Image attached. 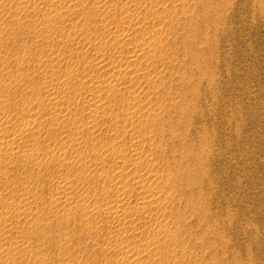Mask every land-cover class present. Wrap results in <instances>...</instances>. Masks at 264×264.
I'll list each match as a JSON object with an SVG mask.
<instances>
[{"label":"rangeland","instance_id":"374dc122","mask_svg":"<svg viewBox=\"0 0 264 264\" xmlns=\"http://www.w3.org/2000/svg\"><path fill=\"white\" fill-rule=\"evenodd\" d=\"M127 1L0 0V264H264V0Z\"/></svg>","mask_w":264,"mask_h":264},{"label":"bare ground","instance_id":"6f19581e","mask_svg":"<svg viewBox=\"0 0 264 264\" xmlns=\"http://www.w3.org/2000/svg\"><path fill=\"white\" fill-rule=\"evenodd\" d=\"M127 2H129V0H128ZM124 5H125V4H124ZM126 6H127V5H126ZM126 6H125V7H126ZM132 6H133V5H132ZM120 7H121V6H120ZM122 7H123V6H122ZM128 7H130V9L134 10L133 8H131V5L128 6ZM128 7H126V10H127V11L124 10V8H123V11H125V13H126V12H127V13L130 12V11H128ZM135 9H137V8H135ZM132 10H131V11H132ZM121 12H122V11H121ZM120 15H121V14H120ZM124 16H125V15H124ZM126 16H129V15L126 14ZM132 16H134V15H132ZM132 16H131V17H132ZM121 17H122V16H121ZM126 18H127V17H126ZM134 18H135V17H134ZM128 19H129V18H128ZM130 19H131V18H130ZM132 20H133V19H132ZM122 21H123V20H122ZM128 21H129V20H128ZM120 22H121V21H120ZM124 22H125V21H124ZM124 22H123V23H124ZM133 23H134V24H132V26L134 25V27H136L137 25L135 26V24H136L137 22H136V23L133 22ZM120 24H121V23H120ZM129 24H130V22H129ZM121 25H122V24H121ZM117 26L119 27V24H118ZM130 26H131V25H130ZM123 27H124V26H123ZM123 27H122V28H123ZM134 27H133V28H134ZM137 27H138V26H137ZM120 28H121V27H120ZM120 28H118V31H117V32H119V29H120ZM125 28H126V27H125ZM125 28H124V32H125ZM115 29H116V28H115ZM126 29H127V28H126ZM135 30H136V29H135ZM120 31H121V30H120ZM126 31H127V30H126ZM112 32H113V31H112ZM127 33H128V32H127ZM114 34H116V33H114ZM120 34H122V33H120ZM122 35H123V34H122ZM131 35H132V34H131ZM113 37H114V36H113ZM116 37H117V36H116ZM116 37H115V39H116V43L119 44V39H118V37H117V38H116ZM120 37H123V38H124V36H120ZM120 37H119V38H120ZM126 37H127V36H126ZM126 37H125V38H126ZM112 39H113V38H112ZM112 39H111V42H112ZM135 39H136V38H135ZM104 40H105V39H104ZM106 40H107V39H106ZM113 40H114V39H113ZM121 40H123V39L121 38ZM126 40H127V38H126ZM126 40H125V42H127ZM133 40H134V39H133ZM137 40H138V38H137L135 41H137ZM139 40H141V39L139 38ZM139 40H138L139 43H140L142 40L144 41V39H142L141 41H139ZM117 41H118V42H117ZM147 41H148V40H147ZM147 41H145V44H144V42H143L144 45H143L142 43H140L141 46H144V48H145V47L147 48V46H146V45H147V43H146ZM113 42H114V41H113ZM121 42H122V41H120V43H121ZM131 42H132V41H131ZM148 42H149V41H148ZM94 43H95V42H94ZM108 43H109V42H108ZM123 43H124V40H123ZM128 43H129V42H128ZM100 44H101V43H100ZM111 44H112V43H111ZM133 44H134V43H133ZM136 44H137V42H136ZM136 44H135V45H136ZM150 44H151V43L148 44L149 47H150V49H149V47H148L149 50H151V48L153 47L152 45H151V46H152V47H151ZM95 45H96V44H95ZM105 45H106V44H105ZM121 45H122V44H121ZM121 45H120V46H121ZM135 45H134V46H135ZM138 45H139V44H138ZM154 45H155V44H154ZM96 46H97V45H96ZM99 46H100V45H99ZM114 46H116V45L114 44ZM108 47H109V46H108ZM112 47H113V46H112ZM118 47H119V45H118ZM138 47H139V46H137V48H138ZM94 48H95V47H94ZM96 48H97V47H96ZM109 48H110V47H109ZM109 48H107V49H109ZM114 48H115V47H114ZM132 48H133V47H132ZM101 49H102V48H101ZM135 49H136V48H135ZM142 49H143V48H141L140 51H142ZM154 49H155V48H154ZM154 49H153V50H154ZM144 50H145V49H144ZM102 51H103V50H102ZM111 51H112V49H111ZM131 51H133V50H131ZM147 51H148V50H147ZM147 51H145V52H146V55H144L145 53H144V54H143V53H140L139 55H140V56H144V57L146 56V57H147L148 54H149V52L147 53ZM155 51H156V50H155ZM113 52H114V51H112V53H113ZM123 52H124V51H123ZM134 52H137V51H134ZM119 54H120V53H119ZM131 54H132V53H131ZM131 54H130V55H131ZM135 54H136V53H134V55H135ZM141 54H142V55H141ZM97 55H98V54H97ZM103 55H104V54H103ZM110 55H111V54H110ZM115 55H116V54H115ZM120 55H121V54H120ZM127 55H128V54H127ZM127 55H126V56H127ZM134 55H133V56L131 55V58L134 57ZM136 55H137V54H136ZM139 55H138V57H137L136 60L132 58L133 60L131 59L132 61H131V60H130V61L133 62V64H134V61H135V63L137 64V61L139 62V60H141V59L143 58V57H140ZM154 55H155V52H154ZM154 55H153V56H154ZM156 55H159V53H158V54L156 53ZM113 56H114V55H113ZM116 56H119V55H116ZM121 57H122V56H121ZM139 57H140L141 59H140ZM107 58H108V57H107ZM109 58H110V57H109ZM111 58H112V57H111ZM116 58H117V57H116ZM116 58H115L114 60H116ZM127 58H129V57L127 56L125 59L127 60ZM134 58H136V57H134ZM102 59H103V58H102ZM122 59H124V56H123ZM143 59H144V58H143ZM105 60H106V59H105V57H104L103 60L100 59L98 62H95V61L92 62V61H91V63H92L93 66H92L91 64H90V65H91L93 68L95 67V69L97 68V71H98V69H101V68L103 69V68L107 67V65H106V61H107V60H106V61H105ZM118 60H119V62H120L121 59L119 58ZM118 60H117V61H118ZM126 60H125V62H126ZM128 60H129V59H128ZM130 61H129V65H130ZM86 62H87V61H86ZM109 62H110V60H109ZM114 62H115V61H114ZM121 62H122V61H121ZM121 62H120V63H121ZM123 62H124V60H123ZM127 62H128V61H127ZM142 62H143V60H142ZM58 63H59V62H58ZM93 63H94V64H93ZM112 63H113V60H112ZM108 64H109V63H108ZM113 64H116V63H113ZM113 64H112V66H113ZM127 64H128V63H127ZM127 64H126V65H127ZM131 64H132V63H131ZM136 64H134L133 66H136ZM110 65H111V64H110ZM129 65H128V67L124 65V66H123L124 68H119L120 65H119V66L110 67V68L107 67V68L114 70L113 73L116 74V75H117V74H120V73H122V74L125 73V74L127 75V77H128V74L131 75L132 73H134V75H136V74H135V73H136V71H135V67H134V69H133V68H129ZM137 65H138V64H137ZM78 66H79V65H78ZM91 66H90V67H91ZM121 67H122V66H121ZM130 67H132V65H130ZM136 67H137V66H136ZM139 67H140V66H139ZM144 67H145V66H144ZM148 67H149V66H147V68H148ZM138 69H139V68H138ZM138 69H136V70H138ZM145 69H146V68H145ZM145 69H144V72L142 71L143 73H145ZM75 70H76V69H75ZM92 70H93V69H92ZM140 70H141V68H140ZM146 70H147V69H146ZM77 71H78V70H77ZM95 72H96V71H95ZM109 72H110V70H109ZM148 72H149V71H148ZM85 73H86V72H85ZM96 73H97V72H96ZM138 73H139V71H138ZM143 73H141V74H143ZM94 74H95V73H94ZM87 75H89V74H87ZM95 75H96V74H95ZM95 75H94V78H93V79H94V81L96 82V85H93V86H98V87H97L98 89H100V86H103L102 83H103L104 81H109V82H106V83L108 84V87L111 88V89H112V87H113L114 85H115V88H116V85H119L118 83L121 81V80L119 79V76H118V77H115V76L113 75L115 78H113V79H111V80L109 79V80H104V81H103V80H101V79L98 78L99 75H98L97 77H95ZM130 75H129V76H130ZM134 75H133V76H134ZM89 76H90V75H89ZM92 77H93V76H92ZM92 77H89V78L92 80ZM99 77H101V75H100ZM120 77H121V76H120ZM137 77H138V75H137ZM132 78H133V77H132ZM132 78H130V79H132ZM95 79H96V80H95ZM118 79L120 80L119 82H118ZM126 79H127V78H126ZM81 81H83V80H81ZM86 81H87V80L83 81V83L86 84V83H87ZM97 81H98V82H97ZM123 81H124V80H123ZM112 82H113V83H112ZM129 82H131V81H129ZM88 83H90V82H88ZM104 83H105V82H104ZM122 83H123V82H122ZM80 84H82V83L80 82ZM85 84H84V85H85ZM91 85H92V84H90V86H91ZM104 85H105V84H104ZM88 86H89V84H88ZM88 86H87V87H88ZM90 86H89V87H90ZM89 87H88V89H90V88H94V87H90V88H89ZM105 87H106V85H105ZM113 88H114V87H113ZM115 88H114V91H115ZM51 89H52V88H51ZM118 89H119V88H118ZM48 90H49V89H47V91H48ZM90 90H91V89H90ZM95 90H97L96 87H95ZM100 90H101V89H100ZM108 90H109V89H108ZM93 91H94V90H93ZM102 91H103V89H102ZM104 91H105V90H104ZM91 92H92V91H91ZM48 93H50V90H49ZM89 94H90V93H89ZM93 94H94V93H93ZM93 94L90 95V96H91V99L88 100V101L90 102V103H88V104H90L91 106L93 105V106H94L93 109L95 108V110H96V107L99 108L100 105H102V104L99 102L100 99L96 98V97H99L100 94L97 93V94H98V96H97L96 93H95L96 97H95V96L93 97ZM50 95H51V93H50ZM48 96H49V94H48ZM51 96H52V95H51ZM51 96H50V97H51ZM54 96H55V95H53V96L51 97V101H52V98H53ZM90 96H89V98H90ZM50 97H49V98H50ZM55 97H56V98H59L60 96L57 97V95H56ZM56 98H55L54 102H55V103H56V102L58 103V99L56 100ZM100 98H101V97H100ZM59 100H60V99H59ZM61 100H62V99H61ZM61 100H60V101H61ZM90 100H91V101H90ZM59 103H60V102H59ZM53 104H54V103H53ZM127 104H128V103H127ZM53 106H54V105H53ZM55 106H58V104L55 105ZM129 107H130V105H129ZM131 107H132V105H131ZM131 107H130V109H131ZM98 108H97V109H98ZM127 111L129 112L128 108H127ZM133 112H134V111H133ZM136 112H137V111H136ZM140 112H141V111H140ZM57 113H58V112H57ZM131 114L133 115V113H131ZM126 115H129V114H126ZM134 115L136 116L135 113H134ZM137 115H138V112H137ZM26 122H27V121H25V123H23V124L21 123V124H22L21 126H23V125L26 126L24 129H25L26 132L29 134L28 131H30V129H31V132H32V130L34 129V127H33V129H32V128H28L29 126H27V125H29V124L31 125L32 121H31V123H28V122L26 123ZM139 122H140V121H139ZM93 124H94V123H93ZM139 124H140V123H139ZM141 124H142V122H141ZM32 125H34V121H33V124H32ZM19 127H20V126H19ZM93 127H94V126H93ZM21 128H22V127H21ZM24 129H23V132L25 131ZM18 130H19V129H18ZM125 130H126V129H125ZM138 130H139V129H138ZM19 131H20V130H19ZM33 131H34V130H33ZM7 132H8V130H7ZM26 132L23 133V134H26ZM31 132H30V133H31ZM138 132H139V131H138ZM9 133H11V132H9ZM19 133H20V132H19ZM21 133H22V132H21ZM28 134H27V135H28ZM20 135H21V134H20ZM30 135H32V134H30ZM131 135H132V134H131ZM138 135H140V134H138ZM6 136H7V134H6ZM6 136L4 137V135H3L2 138L0 137V150H4L5 153H6V152H9V149L7 148V146H8L9 144H12V145H13L14 143H16L17 140H19V135H18V137H11L12 135H10L9 138H7ZM13 136H15V134H13ZM135 136H136V135H135ZM22 137H23V136H22ZM24 137H25V136H24ZM138 137H139V136H138ZM133 138H134V137H133ZM133 138H132L131 140H133ZM24 139H25V138H24ZM139 139H140V138H139ZM139 139H136V141H137V140L139 141ZM141 139H142V138H141ZM145 139H146V138H145ZM21 140H22V138H21ZM134 140H135V138H134ZM134 140H133V141H134ZM142 140H143V139H142ZM19 141H20V140H19ZM22 141H23V140H22ZM126 141H127V140H126ZM128 141H129V140H128ZM133 141L131 142V143H132L131 145H133V147L135 146V147H134L135 149H133L134 151H131V152H132V154H130V157H131V158L129 157L131 160L129 159V161L132 162V160H133L134 163H136V169H137V168H139V167H137V166H139V164H140V166H142V163L145 162V161H143V156L145 157V155L147 156L148 154H145V155H142V156H141V155L139 154V152H141V151H140V150H141V149H140V148H141L140 144H139V146H140V148H139V147L136 146V145L138 144V141H137V142H133ZM144 141H145V140L141 141V144H142V142H144ZM129 142H130V141H129ZM116 143H117V142H116ZM125 143H126V142H125ZM139 143H140V142H139ZM120 144H122V143H119V145H120ZM126 144H127V143H126ZM114 145H115V144H114ZM124 145H125V144H124ZM127 146H129V145H127ZM143 147H144V145H143ZM143 147H142V152H141V154L144 152V149H145V148L143 149ZM145 147H146V146H145ZM11 148H12V146H11ZM11 148H10V149H11ZM122 149H123V148H122ZM122 149L118 150V151H121V153H118V154L114 155V156H115L114 158H115L116 162L120 163V164H119L120 167L123 166V163L126 162V159H128L127 156H129V155H128L129 152H128V153H125V151L127 152L129 148H127V149L124 148V149H123V150H125L124 152L122 151ZM131 150H132V148H131ZM145 150H146V151H145L146 153L149 151V149H145ZM147 150H148V151H147ZM150 151H151V150H150ZM131 152H130V153H131ZM145 152H144V153H145ZM11 153H12V152H11ZM26 154H29V153H26ZM33 154H34V153H33ZM140 157H141L142 160H140ZM138 158H139V159H138ZM151 160H152V159H151ZM151 160H148V161H150L149 164H144V165H143V166H145V167H146V165H149V169L146 167V168L148 169V173H151V171H153V168L150 167V163H152ZM111 161H112V160H111ZM113 161H114V160H113ZM141 162H142V163H141ZM146 162H147V161H146ZM154 163H155V162H154ZM154 163H152V164H154ZM125 164H126V163H125ZM126 165H127V164H126ZM126 165H125V166H126ZM130 165H131V164H130ZM127 166H128V165H127ZM132 166H133V164L131 165V167L129 166V168H132ZM151 166H152V165H151ZM155 166H156V165H155ZM120 167H119V168H120ZM123 167H124V166H123ZM143 168H144V167H143ZM146 168H145V169H146ZM134 169H135V166H134ZM147 169H146V172H147ZM155 169H156V167L154 168V172H156ZM101 170H102V174H103V173H104V172H103V169H101ZM123 170H124V168H123ZM123 170H122V169L118 170L117 173H116V175H117V176H118V175H119V176H123V173H124ZM104 171H105V170H104ZM136 171H137V170H136ZM154 172H152V174H153ZM108 173H109V172H108ZM156 173H157V172H156ZM126 174H127V173H126ZM152 174H151V175H152ZM106 175H107V174H106ZM114 175H115V173H114ZM124 175H125V174H124ZM108 176H110V175H108ZM117 176H115V177H117ZM119 176H118V177H119ZM126 176H127V175H126ZM138 176H139V175H138ZM149 177H150L151 179H150ZM166 178H168V176H167ZM116 179H117V182H120V180H118V178H116ZM119 179H121V177H120ZM124 179H125V178H124ZM151 180H152V177H151L150 175H146V176H142V175H140V178L137 180V183H138V184H141V187L144 188V190L142 189V192H143V193L141 192V196H139V198H140V199H139L140 206H139V203H138V207L140 208V210H142L143 207H144V208H145V207H149V204H150V203L155 202V200L157 201V200L159 199V197H161V195H160L158 198L156 197V194H157V192H159V191H157L156 194L153 193V190H152V192H151V191H150V192L147 191V189H146V185H147V187H150V188H151V187L153 188V186H154V182L151 181ZM166 180H167V179H166ZM191 180H192V179H191ZM68 181H69V180H68ZM150 181L153 183V186H150V185L147 184V183L150 182ZM126 182H128V181L126 180ZM126 182H125V185H126ZM159 182H160V181H159ZM189 182H191L190 179H189ZM64 183H65V182H64ZM115 183H116V182H115ZM155 183H158V181H156ZM65 184H67V181H66ZM69 184H71V183L69 182ZM127 184H128V183H127ZM67 185H68V184H67ZM151 185H152V184H151ZM157 185H158V184H156V186H157ZM71 186H72V185H71ZM104 187H105V186H104ZM111 187H112V186H111ZM154 187H155V186H154ZM105 188H106V187H105ZM116 188H117V187H116ZM150 188H148V190H149ZM152 188H151V189H152ZM108 189H109V188H108ZM108 189H107V190H108ZM118 189H119V191L121 190V188H118ZM151 189H150V190H151ZM157 189H160V188H159V185H158V188H157ZM110 190H111V189H110ZM130 191H131V190H129V192H130ZM127 192H128V191H127ZM122 193H123V191H122L121 193L118 192V193H117L118 195H116V194H115V195H116V196H119V195L121 196ZM65 195H67V194H65ZM130 195H131V193H130ZM68 196H70V195H68ZM65 197H66L65 199H69V200L71 199V198H68L67 196H65ZM125 197H126V196H125ZM128 197H129V196H128ZM156 198H157V199H156ZM122 199H123V197L121 196V197H119V200H118V202H116V203H115V202H114V203H107V202H105V203H107V204L104 203V204H105V207H104V208H106V209H104V210L106 211L107 216L109 215L108 213H110V215L113 216V218H114L115 216L118 217V216H119L118 213H119V211H120L121 209H123L124 211L127 212V209H126L127 207H125V204H124V206H123V205L121 204L122 202L120 203V201H122ZM153 199H155V200L153 201ZM160 200H161V199H160ZM123 207H124V208H123ZM141 207H142V208H141ZM151 208H152V205H151ZM19 209H20L21 211H23L21 208H19ZM19 209H18V211H19ZM125 209H126V210H125ZM133 210H134V209H133ZM138 210H139V209H138ZM140 210H139V211H140ZM148 210H149V208H148ZM150 210H151V209H150ZM150 210H149V211H150ZM21 211H19V212L21 213ZM105 211H104V213H105ZM124 211H123V212H124ZM129 211H130V210H129ZM145 211H147V210L145 209ZM23 212H24V211H23ZM24 213H25V212H24ZM24 213H22V214H24ZM27 213H28V212H27ZM99 213H100V212H99ZM121 213H122V211H121ZM121 213H120V214H121ZM29 214H30V213H29ZM124 214H125V212L123 213V215H124ZM126 214H127V213H126ZM126 214H125V215H126ZM27 215H28V214H27ZM27 215H26V216H27ZM110 215H109V216H110ZM125 215H124V216H125ZM9 218H10V217H9ZM113 218H111V219H113ZM119 218H120V217H119ZM114 219H115V222H118V220L116 221V217H115ZM121 219H123V217H122ZM7 220H8V217H7V216H6V217H5V216H4V217H2V216L0 217V243H1V242L4 243L5 235L7 236V234H5V233H7V232L5 231L6 226H5V228H4V224H6V223L8 222ZM119 220H120V219H119ZM123 220H124V219H123ZM11 221H12V218H11ZM120 221H121V220H120ZM120 221H119V222H120ZM156 221H157V218H156ZM160 223H161V222H160V220H159V224H160ZM118 224H119V223H118ZM161 224H162V223H161ZM111 225H112V227L114 228L113 225H115V224H111ZM116 225H117V223H116ZM163 225H164V223H163ZM9 231H10V230H9ZM17 236H19V235H17ZM20 238H21V237H20ZM20 238H17V239H20ZM5 239L7 240V238H5ZM6 240H5V241H6ZM20 240H22V242H20L19 244H21V243L24 244L23 239H20ZM20 240H19V241H20ZM116 240H117V239H116ZM1 244H2V243H1ZM19 244H17V242H16V245H19ZM121 246H122V245H121ZM121 246H120V247H121ZM154 246H155V245H154ZM25 247H26V246H25ZM148 247H149V246H148ZM148 247H147V248H148ZM156 247H157V246H156ZM156 247H155V248H156ZM22 248H24L23 245H22ZM123 248H124V246L121 248V249H122L121 252L124 253V254H126V253L128 254V253H129L128 251H129L130 248H126V246H125V249L128 250L127 252L125 251L126 253L123 252ZM106 249H109V247L106 248ZM125 249H124V250H125ZM153 249H154V248H153ZM25 250H26V249H24V251H25ZM119 250H120V248H118V252H119ZM137 250H138V248H137ZM151 250H152V248H150V253H151ZM130 252H132V251L130 250ZM133 252H134V251H133ZM133 254H134V253H133ZM122 255H123V254H122ZM131 255H132V254H131ZM152 255H153V254H152ZM0 256H1L0 258H2V255H0ZM127 256H129V255H127ZM132 256H133V255H132ZM153 256H154V255H153ZM125 257H126V255H125ZM123 258H124V257H123ZM2 259H3V258H2ZM2 259H1V263H5V262L8 263V261H5V259H4V261H2ZM116 260H117V259H116ZM118 264H119V262H118Z\"/></svg>","mask_w":264,"mask_h":264}]
</instances>
